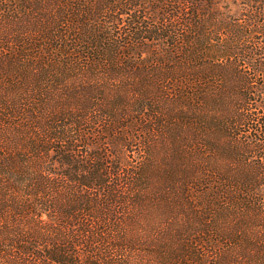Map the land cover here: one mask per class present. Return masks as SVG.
<instances>
[{
	"label": "trees",
	"instance_id": "16d2710c",
	"mask_svg": "<svg viewBox=\"0 0 264 264\" xmlns=\"http://www.w3.org/2000/svg\"><path fill=\"white\" fill-rule=\"evenodd\" d=\"M215 1L0 0V264H244L221 250L240 235L233 207L255 205L247 180L262 171L222 185L207 158L217 136L231 143L235 166L264 153V140L239 142L241 126L262 131L252 95L263 87L264 45L252 35H264V0H245L247 31L218 17ZM107 87L125 110L101 103ZM162 137L176 166L171 182L155 185L153 156L123 166L102 146ZM239 191L247 197L228 199ZM149 198L171 213L178 203L194 233L168 245L156 225L128 228ZM263 210L254 206L264 219ZM258 234L248 240L261 254L264 227Z\"/></svg>",
	"mask_w": 264,
	"mask_h": 264
},
{
	"label": "rangeland",
	"instance_id": "374dc122",
	"mask_svg": "<svg viewBox=\"0 0 264 264\" xmlns=\"http://www.w3.org/2000/svg\"><path fill=\"white\" fill-rule=\"evenodd\" d=\"M260 10L263 15H261V19H264V4H259ZM250 6L246 4L245 0H216L215 1V11L214 13L219 17H224L227 21L232 22V24H235L236 26H239L240 28L245 29L246 31L250 28L245 26V21L248 18V16L251 14ZM253 9V7H252ZM254 10V9H253ZM253 36V40H256L259 45H264V35L261 33H256ZM159 51V50H156ZM260 59H263V55L259 57ZM243 64L242 66L244 67ZM245 68H248V66H245ZM232 68L228 64V62L225 63V65L222 66V70H231ZM16 70L15 66L12 64L9 65V63H5L2 67V71L7 74H11ZM233 70V69H232ZM262 70L259 73H256L255 80L256 83L263 86L260 90V93H256L254 96L257 99V102H255V106L257 107L255 112L258 116V121L261 125L260 128H262V131L258 130H247L246 127L241 126L239 130L240 140L239 142H244L245 140H251L253 138L264 140V65L262 66ZM158 71H161L158 70ZM0 88L6 89L3 84L0 82ZM108 89L103 91V98L104 100L101 101L104 105H111L113 107H116V112H119V110H125L126 104L125 100L119 95L117 98L113 99L112 101L107 100L106 94L113 92L109 89H115L107 87ZM258 94V95H257ZM123 101V102H122ZM257 103V105H256ZM65 107H68L71 105L70 101H65L63 104ZM220 108L222 110V115H226L230 112L229 107L227 106L226 101H223L219 104ZM119 109V110H118ZM172 112V111H167ZM215 120L212 122V124L215 126L214 129H216V132H218L221 129L220 127H217L218 125V119L220 118V115L214 114ZM221 117V121H222ZM177 127V126H176ZM196 128V127H195ZM194 128V130H195ZM87 129V126H86ZM129 130L128 128H126ZM212 128H201L200 132H205L207 130H210ZM218 130V131H217ZM130 131V130H129ZM119 134H123L126 137H128L125 133V131H117ZM131 132V131H130ZM134 134L136 135V131H134ZM226 138H222L221 136H217V143L219 144V149H215L213 153L208 155L207 158L210 165L219 168L216 171V175L219 176L218 180H213L217 183H221L222 185L226 183L234 185L236 182H243L246 178L249 176H253L254 173L261 170L262 172V178L255 179V180H247L250 181V184L254 187L251 189V193L248 194V197H253V202H255L254 206H264V153H251L248 157V164L241 163L240 165L235 166V155L231 152H228L226 150H230L231 143L225 140ZM104 147H111L114 151L113 159H115L116 162L120 163V165L124 164L126 166H132L136 164H142V162L145 159H149L153 156L152 164L149 162V167L146 170V174L148 175V180L151 185L163 183L162 181H170L172 180V177L170 176V173L174 174V168L173 165L176 166L175 163L169 164V158H170V152L167 149L166 143H164V137L160 139L158 142L145 144L142 146L139 142H131L130 144L124 146L122 144L121 140H115L113 141L112 145L109 144H103ZM139 149V150H138ZM148 149V150H147ZM143 152L144 158L140 157V153ZM143 160V161H142ZM256 165H259L262 167V169L256 170ZM219 166V167H218ZM171 168V169H170ZM170 170V173H169ZM222 178H225L226 180H220ZM171 179V180H169ZM225 188V186H224ZM234 188V187H233ZM231 189V188H227ZM150 198L152 197L153 193V186H150ZM228 196V199L230 197H237L236 200L233 201V203H236L237 200H241L242 197H247L246 194H244L242 191L239 192H233L230 193V196ZM148 200L146 204L145 210L142 211L141 215L134 220L132 223L130 221L128 228L131 229H137L136 225L138 227L146 226L152 227L156 225V229L163 232L160 237V243L173 245L175 242L179 240L181 242V238L185 235L183 234H190L194 233L193 227L197 226L196 222L193 221V219L183 217L181 214L177 216V205L176 203L174 210L172 213L168 209H159L158 204L154 202L152 199ZM256 200H255V199ZM226 196L223 198L225 201ZM232 203V204H233ZM241 206V204H240ZM246 208H238L233 207L232 210V223L236 224L237 230L241 231L240 235H236L235 241L231 244L229 248L226 250H221V253L225 254L226 257L232 252H236L237 254H240L239 258H236L235 261H240L241 263H248V264H264V251L261 254H258L255 251H252L251 248L254 246L250 243L248 238L250 237H258L260 234L258 232H261V229L264 227V219L263 217L257 215L254 212V206L249 205V203L245 204ZM253 207V208H252ZM228 209V208H227ZM184 210V209H183ZM256 210V209H255ZM257 211V210H256ZM264 211V210H263ZM185 213V210H184ZM194 219L197 218L194 217ZM137 223V224H136ZM221 230V228H218ZM181 231V233H179ZM181 234V237L179 236ZM172 236V237H171ZM188 236V235H187ZM186 236V237H187ZM170 241H172L170 243ZM170 243V244H169ZM168 245L166 247H168ZM144 253V252H142ZM210 256V254H209ZM208 260L210 257H207ZM218 258V257H217ZM147 259V256H146ZM156 259V258H155ZM154 260V259H153ZM159 261V259L157 258ZM219 261V259H218ZM134 262H138V260H134ZM160 264H168L167 262L161 260Z\"/></svg>",
	"mask_w": 264,
	"mask_h": 264
}]
</instances>
